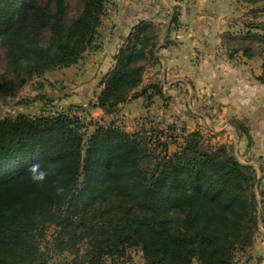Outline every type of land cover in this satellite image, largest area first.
Listing matches in <instances>:
<instances>
[{"label":"trees","instance_id":"1","mask_svg":"<svg viewBox=\"0 0 264 264\" xmlns=\"http://www.w3.org/2000/svg\"><path fill=\"white\" fill-rule=\"evenodd\" d=\"M50 1L53 8L41 0H0V40L10 41L15 73L0 79V95L77 64L93 43L106 0H82L72 19L66 0ZM149 25L141 20L133 27L104 76L94 107L106 114L129 99L162 93L157 84L137 91L145 72L140 61L149 54L156 61L159 33ZM46 28L49 45H34V34ZM255 39L263 45L258 53L241 50L264 58V33L248 29L242 38ZM86 127L64 113L0 118V264H48L42 243L50 228L46 247L86 264H105L131 246L141 248L143 264H233L235 253L252 245L261 217L257 171L232 146L205 147L193 132L170 154L168 142L153 148L143 134L113 123L91 135ZM40 172L44 178L34 179ZM79 239L89 244L82 253Z\"/></svg>","mask_w":264,"mask_h":264},{"label":"crops","instance_id":"2","mask_svg":"<svg viewBox=\"0 0 264 264\" xmlns=\"http://www.w3.org/2000/svg\"><path fill=\"white\" fill-rule=\"evenodd\" d=\"M233 5H238V0H124L115 14L101 18L96 46L91 44L77 64L62 68L72 81L87 79V83L99 84L97 94L134 24L149 19L165 23L162 11H171L166 28L159 33L156 61L147 67L137 88L141 91L157 84L162 93L129 99L114 114L89 107L87 135L96 130V124L109 125L107 121H114L118 114L135 124L137 131L144 126L165 130V139H171L168 129L181 122L186 130L182 136L200 132L202 141L216 145L213 147L232 146L241 162L263 170L264 80L259 78L264 75V58L246 57L242 50L234 52L225 44V34L237 26L228 14ZM175 14L177 21L172 22ZM44 77L52 82L57 79L54 72ZM153 92L148 89L149 95ZM47 93L62 106L78 99L77 93L64 96L57 94V89ZM28 108L30 111L23 113L38 115L34 107ZM46 108L52 111L57 107Z\"/></svg>","mask_w":264,"mask_h":264},{"label":"rangeland","instance_id":"3","mask_svg":"<svg viewBox=\"0 0 264 264\" xmlns=\"http://www.w3.org/2000/svg\"><path fill=\"white\" fill-rule=\"evenodd\" d=\"M66 2L68 5L67 18L72 19L75 16H77V14L80 13V11L82 10L83 7L82 0H66ZM106 2L108 3V0H106ZM123 2L124 1H122L121 3ZM46 3H48L49 6L53 8L54 3L52 1L41 0V4H46ZM163 6H164L163 8H165L166 5ZM163 10L164 11H162V13L164 12L165 14L163 15L164 20H166L165 23L153 19L144 20L149 22L150 25L148 30L150 32L161 33L163 29L166 28L164 24H166L167 20L169 19L171 15V11L167 12L165 9ZM231 10L229 9L228 14L231 18H233L234 21L233 23H235V25L237 26H233L236 29L234 32H229L231 34H234L233 37L229 38L228 36H226L225 38L224 36L225 44L229 47L231 46L234 52L240 51L243 46H250L252 48V52L258 53L263 45H258L257 39L244 41L242 40V38H243V34L248 29H250L253 32H256V34L264 33V1H260L257 3H246L242 0L241 1L238 0V5H233ZM110 14L113 15L114 13H107V15ZM104 16L105 13L103 11L102 18ZM136 24H134V26ZM16 35L17 33L11 35L10 37H14ZM94 40H93L94 43L92 44L96 46ZM9 42H10L9 40L7 41L5 39L0 40V79H13V78L15 79V73L10 67V59L8 56ZM49 42H50L49 29L46 28L43 31H39L36 34H34V41H33L34 45L46 47L47 45H49ZM140 63L144 64L146 70L147 67L153 63V56L149 54L147 56V59L140 61ZM22 64H24V61L22 62ZM73 65L69 67H72ZM63 68H68V67H63ZM48 72L50 73L54 72V76H56L57 79H55L52 82L49 81L47 78H45L44 75L42 76L35 75L31 77L23 86L18 87L15 92L9 95H0V118L15 117L20 113H23L28 110L30 111V109L28 108L29 106L34 107L38 115L49 112L61 113L62 111L71 110L75 107H81L85 109H88L89 107L91 108L94 107V103L97 101L96 92L99 87V84L92 85L91 81L87 83V79L72 81L71 75L68 76L64 71H62V68H56ZM51 89H53L54 91H56L57 89V94H63L64 96L77 93L78 99H76V103L74 104H70V105L68 104L62 106L59 104V102L54 103L56 99L48 97L47 91ZM49 105L52 108L53 107H57V108L56 109L54 108L55 110L52 111L48 110V108L46 107ZM118 116L119 117L116 118L114 117V121H107L106 124H110V123L116 124V121L118 119L122 120L121 123L122 127H126L128 124L130 126L129 131H131V133H137V134L140 133L143 134V136H146L147 141L153 148L154 146H157L159 142H169L171 146L169 147L168 145V152L170 154L173 153L174 150H177L176 148L180 147L182 143H185L186 137L188 136V135L182 136L181 134L174 133L173 130H175V124H173V127L168 129L170 132L169 136L171 137V139L169 138L165 139L164 138L165 130L160 129L157 126L156 127L144 126L141 131L140 130L137 131L135 124H132V122H125V120L122 119L119 114ZM96 125L99 126V123ZM182 130H183L182 133L186 132L185 127H182ZM166 134L169 133L167 132ZM203 142L205 147H208V145H210L208 144L209 142L207 140ZM211 146H216V145H211ZM255 169L257 171V178H258L255 190L258 194L259 214L261 215L258 222L259 230L256 232L254 241L251 246H249L248 248L242 251H237L235 253V256L233 258V264H264V167L263 170L257 168ZM52 233H53V229L50 228L47 233L46 241L48 240L51 241ZM45 242L42 243V248H44L46 254H48L47 255L48 264H86L81 261L80 257L75 256L73 253L69 251L60 252L57 250L49 249L48 247H46L48 245ZM78 242L79 244L77 248L80 250L81 253L84 250H86L87 247H89L87 240L79 239ZM144 262L145 259L141 248L136 246H131L128 247L125 250L124 254L122 255L106 258L105 264H143ZM194 264H200V263L198 261H195Z\"/></svg>","mask_w":264,"mask_h":264},{"label":"built area","instance_id":"4","mask_svg":"<svg viewBox=\"0 0 264 264\" xmlns=\"http://www.w3.org/2000/svg\"><path fill=\"white\" fill-rule=\"evenodd\" d=\"M124 0H108V3L106 2L105 4V8H104V13L105 15H107V13H116L117 12V6ZM61 113H64L66 115H68L69 117L71 118H75V119H78L79 121H81L82 123L84 124H87L90 120V111L89 109H85V108H81V107H75L71 110H66V111H62ZM56 114H59V113H52L50 115H56ZM121 123H122V120H117L116 121V126H119L121 128H123L124 130L128 131V132H131L129 131L130 129V126L127 124L126 127H122L121 126ZM175 130H173L174 133L176 134H183L182 133V127H183V124L181 122H175Z\"/></svg>","mask_w":264,"mask_h":264},{"label":"clouds","instance_id":"5","mask_svg":"<svg viewBox=\"0 0 264 264\" xmlns=\"http://www.w3.org/2000/svg\"><path fill=\"white\" fill-rule=\"evenodd\" d=\"M32 171L34 172V173H36L37 172V167H33V169H32ZM44 176H45V173H43V172H40L38 175H34V179H36V180H42L43 178H44Z\"/></svg>","mask_w":264,"mask_h":264},{"label":"water","instance_id":"6","mask_svg":"<svg viewBox=\"0 0 264 264\" xmlns=\"http://www.w3.org/2000/svg\"><path fill=\"white\" fill-rule=\"evenodd\" d=\"M235 155H236V157L239 159V156H238V153H237V152H236V154H235Z\"/></svg>","mask_w":264,"mask_h":264}]
</instances>
